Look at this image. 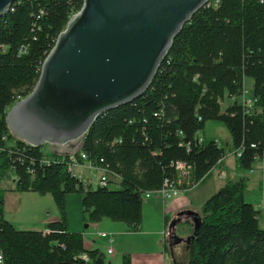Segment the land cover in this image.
Wrapping results in <instances>:
<instances>
[{"label": "trees", "instance_id": "1", "mask_svg": "<svg viewBox=\"0 0 264 264\" xmlns=\"http://www.w3.org/2000/svg\"><path fill=\"white\" fill-rule=\"evenodd\" d=\"M83 4L18 0L0 16V181L12 173L16 192L50 195L60 213L49 233L17 230L5 217L0 189L3 264H107L99 249H86L82 233L68 230L67 196L82 195L88 225L109 219L141 232L146 194L166 185L189 191L225 158L216 141L200 140L209 122L227 128L241 170L264 163V0H212L174 40L145 94L95 121L75 155L104 171L107 186L78 179L69 156L18 139L7 114L33 91L45 59ZM247 78L254 80L251 108L241 102ZM113 184L120 188L110 189ZM246 191L241 178L206 201L186 264H264L260 213ZM123 264H132L131 255Z\"/></svg>", "mask_w": 264, "mask_h": 264}, {"label": "water", "instance_id": "2", "mask_svg": "<svg viewBox=\"0 0 264 264\" xmlns=\"http://www.w3.org/2000/svg\"><path fill=\"white\" fill-rule=\"evenodd\" d=\"M17 1L0 0V16ZM211 1L84 0L45 59L33 91L8 112L11 130L30 146L75 153L100 116L145 94L174 40ZM188 215L195 222L190 244L200 216Z\"/></svg>", "mask_w": 264, "mask_h": 264}, {"label": "crops", "instance_id": "3", "mask_svg": "<svg viewBox=\"0 0 264 264\" xmlns=\"http://www.w3.org/2000/svg\"><path fill=\"white\" fill-rule=\"evenodd\" d=\"M245 100L247 101L253 100V91L252 94H250L249 96L248 91L245 89V93L244 96L241 98V102ZM228 104H231V102L228 101L227 103H225V107H227ZM220 124L221 123L218 122L207 123L205 130L200 134L201 141L203 140L212 141L216 139L215 141H218L217 144H219L220 142L216 138L219 136V134L222 135V137L226 140V145L228 146L229 151H226L227 154L225 158H223L219 162L218 166L215 169H213L195 188L186 192H179L177 196L166 198L162 194H153L149 198H145V200L147 201L153 196L159 197L157 198V200L159 201L157 202L154 201L146 205L145 207L143 206V226L148 210L151 211L154 217H156L158 220L156 223L157 228L152 230L150 232V235H156L157 238H160L161 230H162V225H161L162 212L164 215V225H165V216H167L169 220H171L172 218V221H174L173 223L175 224V226L173 227L172 226L173 223H172L171 226L169 227L168 233L166 232L163 233L164 234L163 236L165 237L164 245L166 246L167 243L170 244L169 246L171 249L170 259L172 260V262L166 259L164 253L153 254L152 252L146 249H141L137 251L133 250L132 246L130 245V240L128 237L129 231L127 227L124 226L122 227V225H116L112 222H109L110 220L108 219H104L101 223L98 224H89L86 226V229L91 228L90 230H88L87 232L86 231L80 232V230H77L79 229L77 228L79 226L78 225L79 221L75 220L74 222H71L70 220V211H68L69 204L72 202L76 203L79 200L77 197H71V195L67 196V218L69 216V219H67L68 230L78 231V233H82L84 235L86 249L87 250L99 249L105 258L107 255H109L108 250H112V254L110 255L112 256L115 254L116 251L115 249L119 248L121 250L119 254H122L123 256L125 254L131 255L132 264H171V263L186 264L187 261L181 263L177 261L178 256L175 257L174 254L173 247L174 245L178 244L176 240L178 236V230H176L177 225L185 222L191 226V232L188 237L189 239L195 231L194 228L195 222L193 216L188 215V213H195L201 215L203 206L205 205L206 201L216 192H218L222 187H224L228 182L238 181L241 178H245L247 179V187H248V180L251 181L250 185L259 186L260 196H258V199L256 197L254 198L252 197L249 201L248 193L246 191V200L249 201V203H251L255 207V209L259 211V213H262L264 208V199H263L264 174L263 176H259L258 174L255 173V169L249 171L250 173H247L248 171H243L240 169L238 165L239 157H237V155L234 152H232L230 149L232 147V140L230 133L228 130L226 133L224 127H222ZM50 151L53 152V149H51ZM64 156H68V155H64ZM257 163H260V161ZM77 169L80 170L79 173H77V171L75 173L78 179L82 180L85 184H91L93 188L97 186L94 184V181H97L95 179L100 177L96 175V173L99 172H93L88 168H86L85 166H79L76 168V170ZM92 173H94L95 176H92ZM8 181L12 183V186L10 188L4 187ZM16 181H17L16 177L12 173H10L7 177H5L3 180L0 181V189L3 190L4 198H5L6 219L17 230L45 232L46 230H48V225L50 223L56 222L60 218V213L59 210L57 209V206H53L52 203H50V201L46 199L48 196L43 197L45 199H43L42 197H39L40 199H37V197L32 198L28 196L33 194L21 193L22 195L20 196L14 195L16 193H19L15 191ZM24 198L26 199L32 198L37 204L32 205L31 209L25 207V204H23ZM44 203L46 204L42 205ZM160 205L163 206V209H161ZM8 208L13 209V214H12L13 216L11 218H7ZM261 217L262 216L259 214V224L261 221ZM102 226H107V228H111L114 230L109 233L105 232L106 234L110 235L111 239L113 240L112 243H109L107 239L105 240L103 238L97 237L96 229L99 230V228ZM165 227L166 225L164 226V228ZM115 236L118 237L116 242L114 238ZM169 236L171 237L170 239ZM100 239L105 240L108 244V247H106L104 243H100L101 242ZM188 239L186 240V243ZM114 243L115 246H113ZM187 245L189 244L187 243ZM110 263L111 262H109V264Z\"/></svg>", "mask_w": 264, "mask_h": 264}, {"label": "rangeland", "instance_id": "4", "mask_svg": "<svg viewBox=\"0 0 264 264\" xmlns=\"http://www.w3.org/2000/svg\"><path fill=\"white\" fill-rule=\"evenodd\" d=\"M253 85H254V80L251 79V78H247L245 80V89L248 91L249 93V96L250 94H252V88H253ZM210 123V122H209ZM217 123V122H216ZM219 123V122H218ZM222 127H224L225 129V132L227 133V129L225 128L224 124H220ZM218 140H219V144L221 147H223L226 151H229L228 149V146L226 145V140L222 137V135L219 134L218 137H216ZM216 139H214L213 141H215ZM205 141V140H203ZM206 142H209V140H206ZM45 146V151L47 153H49V151L52 149V146L51 145H44ZM254 169H255V173L258 174L259 176H263L264 174V163L263 162H260V163H256L254 165ZM79 173L80 170L79 169H75V173ZM247 173H250L249 171ZM97 176H100V173H96ZM92 176H95L94 173H92ZM249 179V178H248ZM254 180V179H253ZM88 181V180H86ZM255 182V181H254ZM94 184L95 185H98V181H94ZM251 184V181L248 180V187H247V193H248V200L250 201V199L253 197H256L258 199V196H260V190H259V186L257 185H250ZM12 186V183L11 182H7L5 184L4 187L6 188H10ZM120 188V185L118 184H113L110 186V189L112 190H118ZM262 188V187H261ZM23 194H33V195H28L29 197H37V199H40L39 197H46V196H41V195H38L36 193H23ZM14 195H17V196H20L22 195L21 193H16ZM71 197H77L79 200L78 202L74 203H70L69 204V209L68 211H70V220L71 222H74L75 220H78L79 223H78V227L79 229L77 230H80V232L82 231H88L90 230L91 228L89 229H86V226L88 225L84 219V213H83V207H82V195L80 194H70ZM48 197L46 199H48L50 201V203H52L53 206H56L55 205V202L52 198V196L50 195H47ZM26 197V196H25ZM26 199L24 198V201H23V204H25V207H28L31 209V206L34 205V204H37L33 199ZM76 198V199H77ZM157 198H159L158 196H153L152 198H150L149 200H145L144 202V207L154 201H159L157 200ZM45 199V198H43ZM264 199V197H263ZM247 201V202H249ZM46 203L42 204V205H45ZM166 206V205H165ZM161 209H163V206H161ZM58 209V208H57ZM262 209V208H261ZM13 209L11 208H8L7 209V218H11L13 215ZM260 215L262 216L261 217V221H260V227L261 229L264 228V208H263V211L262 213H260ZM68 219H69V216H68ZM109 220V219H108ZM157 218L154 217V215L151 213V211H147V214H146V218L144 220V226H142V231L141 232H138V233H133V232H129V240H130V245L132 246L133 250L137 251V250H141V249H146L150 252H152L153 254H158V253H164V255L166 256V259L171 261L172 260L170 259V254H171V249H170V244L167 243V248H168V251L166 252L165 251V245H164V232L168 233V230H169V227L171 226V224L174 222L172 221V218L171 220H168V225L164 228V215H163V212H162V215H161V225H162V230H161V236L160 238H157L156 235H150V232L154 229L157 228ZM109 222H112L116 225H122V227H126L124 224L120 223V222H113V221H109ZM94 228V227H93ZM92 228V229H93ZM76 230V229H74ZM176 230H178V236H177V240L179 241V243L177 245H174V254H175V257H177V261H179L180 263L181 262H184V261H187L188 259V245L186 243V240L188 239L189 237V234L191 232V226L185 222L183 223H180L177 225L176 227ZM264 230V229H263ZM70 231V230H69ZM111 231H114L113 229L111 228H107V226H102L99 228V230L96 229V233L98 232H102V233H109ZM70 232H75V233H78V231H70ZM115 238V242L117 240V236L114 237ZM100 243H104L106 247H108V244L105 240L103 239H100ZM113 246H115V243L113 244ZM103 250V249H102ZM115 254L110 256V255H107L106 256V262L107 264H109V262H111L110 264H123V255L122 254H119L121 252V250L119 248L115 249ZM180 255V256H179ZM172 264V263H171Z\"/></svg>", "mask_w": 264, "mask_h": 264}, {"label": "built area", "instance_id": "5", "mask_svg": "<svg viewBox=\"0 0 264 264\" xmlns=\"http://www.w3.org/2000/svg\"><path fill=\"white\" fill-rule=\"evenodd\" d=\"M243 103L248 106V107H252L254 105V98L253 100H245L243 101ZM216 143H218V141H216ZM70 157V163H71V166H72V169L75 170L77 167L79 166H85L86 168H88L89 170L93 171V172H99L101 173L100 177L99 178H96L95 180L98 181V184L101 185V186H107L108 184V178L106 177L105 175V172L104 171H101L97 168H95L94 166H92V164H90L88 162V159H87V156L82 154V162H79L78 159L76 158V155L75 154H71V155H68ZM237 157H240V153L237 154ZM180 169H183V165L179 164L178 166ZM153 194H162L164 197L166 198H170V197H173V196H177L179 194V191L175 188V187H172V186H168L166 185L165 188L159 192H156V193H148L145 195V198H149L151 195ZM50 231L49 230H46L45 233H49ZM97 237H100V238H103V239H107L109 241V243H112L113 240L111 239L110 235L106 234V233H102V232H98L96 233ZM108 254L111 255L112 254V250H108ZM4 262V259H3V255L0 253V264H3Z\"/></svg>", "mask_w": 264, "mask_h": 264}]
</instances>
